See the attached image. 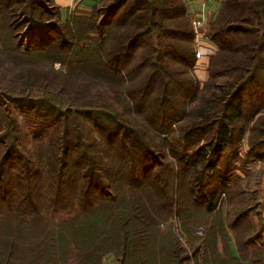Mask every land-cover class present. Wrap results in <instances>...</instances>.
I'll use <instances>...</instances> for the list:
<instances>
[{"label": "rangeland", "instance_id": "1", "mask_svg": "<svg viewBox=\"0 0 264 264\" xmlns=\"http://www.w3.org/2000/svg\"><path fill=\"white\" fill-rule=\"evenodd\" d=\"M2 1L5 4L0 3V102L3 103L0 104V126L3 129L0 133V264L6 261L8 264H91L89 254L99 249L103 252L99 264H127L130 259L142 262L141 254L146 250L148 262L144 263L150 264L164 258L163 248H166L168 235L173 237L176 247H180L170 257L178 253L183 258L193 252L189 241L202 242L213 219L223 218L229 209L237 211L249 205L250 212L247 208L244 217L234 218V233L227 229L232 248L236 251L234 240L244 241L258 228L259 232L253 234L258 238L250 237L243 247L242 258L254 254L253 240L264 249V158L261 157L264 153V117L247 124L254 109L264 103V87L259 79L262 75L244 92L242 119L250 134H255L254 129L261 125L262 131L256 133L259 139L248 149L246 139L236 137L235 144L222 153L215 172L200 167L196 169L203 181V185L196 188L192 180L193 168L180 159L183 156L189 160L200 159L192 147L198 138L193 137L185 146L179 140L170 139L166 129L159 132L166 143L155 145L143 119H151L152 126L157 124L161 115L158 103L150 101L151 115L146 114L144 118L136 113L138 109H144L142 101L119 100V107L110 100L113 92H105L104 98L97 100L95 88L101 86L94 84L92 79H68L61 75L67 73V63L57 61L58 58L74 52L77 44L88 46L90 42L87 34L84 35L86 29L79 31L74 25L76 19L72 17H92L94 7L106 0H97L88 10L77 9L71 0H12L16 1L11 4L12 8H9L11 1ZM182 1L190 9L191 20L195 16L202 18L204 35L196 40L192 34L195 49L199 42H205L216 50V45L206 37L209 30L207 18L212 10L211 19L217 17L223 0H212L215 7L210 4L209 12L205 14L194 10L193 0ZM40 10L49 12L43 17ZM254 20L261 23L258 29L264 28L261 20L256 17ZM42 22L51 23V30L29 35L30 26H43L45 23ZM172 27L175 26L172 24ZM168 30H161L157 37L153 32H141L136 56L152 51L150 45H158L160 39L174 40L166 33ZM17 40L22 44H16ZM164 55L166 59L168 54ZM209 64L208 55L196 58L193 66L186 68L187 74H183L181 83L187 84L185 75L191 79V87L202 89L209 80ZM111 67L124 73L123 63ZM145 68H138L134 73L140 80L135 82L138 92L146 84V78L142 76ZM175 68L178 70L182 66L176 64ZM156 85L158 83L153 81L152 87L157 88ZM89 89L95 95L93 100L87 101L99 103L98 107L96 104L85 107L84 101L71 103ZM146 92L150 93L148 89ZM172 100L174 107L168 111L166 119L172 117L176 120L184 113L182 103L175 98ZM46 101L60 104L64 109L58 112L34 106ZM104 102L114 104L115 111L104 108ZM260 111L262 114L258 115L264 116V107ZM55 113L67 121V132L65 124L63 133L55 132L53 143L41 135L32 136L41 132L39 127L53 124L58 117ZM105 116L114 122L104 120ZM156 117L159 118L156 120ZM95 124L107 132L101 130L99 133ZM117 124L119 127L113 130L112 126ZM240 124H234L235 128ZM66 135L69 146L63 139ZM154 150L155 155H160L155 159L150 156ZM250 151L255 155H249ZM213 157L212 152L206 155L208 159ZM210 191H214L217 198L213 211L204 208ZM123 213L127 219L131 217L133 227L128 236L127 254L115 250V237L123 229L118 228ZM230 219L228 217V224ZM217 241L224 242L223 237ZM222 247L220 243L219 248ZM200 255V251L197 252L186 264H201Z\"/></svg>", "mask_w": 264, "mask_h": 264}, {"label": "trees", "instance_id": "2", "mask_svg": "<svg viewBox=\"0 0 264 264\" xmlns=\"http://www.w3.org/2000/svg\"><path fill=\"white\" fill-rule=\"evenodd\" d=\"M10 1L12 2V0ZM11 2L9 8H12L11 4L16 1ZM100 2H103V0H100ZM184 2L182 0H106L102 5H94L96 10L92 17H72L76 19L74 20V25L79 31L86 29L84 35L86 36L87 34L86 38H89L88 46L77 44L76 47L74 46V52L67 54L65 58L59 57L57 61L61 60L67 63V73L61 74L63 77L68 79H92V82H95L94 84L101 86L95 88L97 100L103 99L105 92H113V97L110 100L114 101L119 107L121 106L119 100L126 102L132 100L133 103H135V99L142 101L144 109H138L136 113L144 118L146 114L151 115L149 112L151 110L150 101L158 103L161 108L158 112L161 115L159 116L160 118L156 117V120L157 118L159 120L155 126H152L154 122L151 119L141 118L151 131L155 145L161 144L163 146L166 143V140L159 136V132L166 129L171 135L170 139L179 140L185 146H188L192 138L196 136L198 139L192 143V147H194V152L200 156V159L189 160L183 156L180 160L185 161L193 168L192 180L195 187L198 188L203 185V181L198 176L199 172L196 171L198 167H200L199 169H208L211 172H215L217 170L216 165L220 163L222 153L235 144L239 137H241L240 139L243 137L246 139L247 148L249 149L259 139L256 133L262 131V127H259L261 126L259 125L254 129L256 133L250 134L248 126L242 119L244 118V92L261 75L259 79H261V84L264 87V28L258 29L257 26L258 24L261 25V23L254 20L255 17L257 20H261L264 27V0H223L217 17L213 19H211L210 15L213 14L214 10L210 11L207 18L209 30L206 37L216 45V50L212 56L208 55L210 60L208 68L209 80L200 90L196 87H191V79L185 76L187 74L186 68L193 66L196 58L189 15L190 9H188V6L186 7ZM0 3L5 4L2 0ZM1 6L4 5L1 4ZM48 12V10H40V14L43 17ZM83 23L86 24L85 27L81 25ZM172 24L175 27H172ZM50 25L51 23H45L43 26H30L31 29L28 33L31 35L33 33H41L44 30H51ZM163 29H170L166 33H168L169 37H173L174 40H161L159 38L158 45H150L152 46V51L141 52L140 55L136 56L137 50L140 48L138 43L143 35L141 32L144 31L145 34L153 32L157 37ZM180 29H183V31H180ZM16 44L21 45L22 43L17 40ZM164 54H168L166 59ZM156 59L158 62H156ZM115 63H123L125 67L123 74L116 68L111 67ZM176 64L178 66L181 65L182 68L177 70L175 68ZM143 67H146L142 74L146 78V84L138 92L139 89L135 82H140V80L134 73L138 68L141 70ZM154 69H157V71H154ZM183 74H185L184 77L187 79L185 80L187 81L185 86L181 83ZM153 81L158 83L156 85L157 88L155 86L152 87ZM160 84L161 86L158 87ZM71 87L73 89H81L74 86ZM146 89L150 91L149 94H147ZM123 90H125L124 93ZM94 95L95 93L89 89L85 95L75 98L71 103L79 104L84 101L85 107L94 104L98 107L99 103H89L87 101L93 100ZM71 97L74 98V96ZM173 98L182 103L181 109L184 113L183 116L176 120L172 119V117L166 119L168 111L174 107L172 105ZM190 99L192 100L190 101ZM162 103L163 107H161ZM0 104L3 103L0 102ZM38 105L45 110L54 109L61 112L60 109H64L60 104L53 105L48 101L42 104L36 103L34 106ZM102 106L115 111L114 104L104 102ZM127 107L131 110L129 104ZM263 107L264 103L262 102L254 109L252 115L247 119V124L263 119L264 116L258 115L262 114L260 113V108ZM67 108L74 111L77 109L75 107ZM55 115L58 117L53 124L39 127L41 132L32 136L41 135V137L49 140V143H53L56 136L55 132L63 133L67 122L63 117L60 119L59 113H55ZM105 118L103 119L114 122L107 116ZM237 122H241V124L235 128L234 124ZM176 123H179V125L172 127ZM118 125L112 126L113 130H116L119 127ZM95 126L99 133L101 130L107 132L104 127L98 126V124H95ZM66 127H68L67 124ZM68 129L69 127L66 132ZM2 130L0 126V133ZM33 134H35V130H33ZM236 137L237 139H235ZM262 138L260 137V139ZM63 139L67 143L66 145L69 146L70 141L67 135ZM55 143L58 147V142L55 141ZM159 149L160 147H157V150ZM209 152L214 154L211 159L206 158ZM156 153L154 150L153 154H150L151 158L155 159V156H160L155 155ZM262 154L261 157L264 158V153ZM249 155H255L254 151H250ZM81 188L82 194L83 186ZM206 196L207 201L204 208L213 211V206L217 200L216 196H214V191L208 192ZM229 203L231 204V201ZM249 206L240 207L236 209L237 211L229 209L225 212L223 218L220 216L219 219H213L206 228L202 242L195 244L189 241L193 252L190 255L188 253L185 254L183 258L178 253L170 257L178 248L180 250V247H176L175 240L168 235L166 248H163L164 258L160 262L154 261L150 262V264H186L199 251L201 264H243L245 261H249L251 264L264 263V249L253 243L254 240L251 241V245L256 246L253 251L254 254L248 255L247 258H242L243 247L245 244L247 245L250 237L254 238L253 234L259 232L258 228L251 235H247L246 241L234 240L233 235L237 254L234 255L230 249L231 238L228 230L234 233V218L236 216L244 217V210L249 209ZM253 210L257 212L256 207ZM228 217L231 218L229 224L227 223ZM130 221L131 217L127 219L125 213H123L118 225L119 230L123 229L118 231L120 234L115 237L117 243L115 250L121 251L122 254H127L129 250L128 236L129 232L133 231ZM126 227L130 228V230ZM185 230H188V227ZM188 235L190 236V234ZM190 237L194 238L193 235ZM222 237L224 242L217 241ZM257 238L258 236L254 239ZM220 243L223 246V251L219 248ZM102 254L101 249L95 251L94 254H89L92 258L91 264H99ZM141 258L143 259L142 262L138 259H130L127 264H145L144 261L148 262L147 250L142 252ZM6 262L3 264H8ZM35 263L37 262H32L31 264ZM52 264L59 263L54 262Z\"/></svg>", "mask_w": 264, "mask_h": 264}, {"label": "crops", "instance_id": "3", "mask_svg": "<svg viewBox=\"0 0 264 264\" xmlns=\"http://www.w3.org/2000/svg\"><path fill=\"white\" fill-rule=\"evenodd\" d=\"M71 3H72L73 6H76L77 9L88 10L93 5H95L97 3V0H71ZM210 4L213 7H215L214 2L212 0H193L192 7H194V10L195 11L197 10L198 13L205 14L206 12H209L208 9L210 7ZM230 249H231V252L234 255H236V251H234V249L232 248L231 243H230ZM101 264H110V263H108V262H102ZM243 264H251V262L245 261Z\"/></svg>", "mask_w": 264, "mask_h": 264}, {"label": "built area", "instance_id": "4", "mask_svg": "<svg viewBox=\"0 0 264 264\" xmlns=\"http://www.w3.org/2000/svg\"><path fill=\"white\" fill-rule=\"evenodd\" d=\"M191 24L196 40L201 39L202 36L204 35V31L202 29V18L195 16L194 18H192ZM214 51L215 50L212 45H209L208 43L205 42H199L195 49V57L197 59L203 58L213 53Z\"/></svg>", "mask_w": 264, "mask_h": 264}]
</instances>
